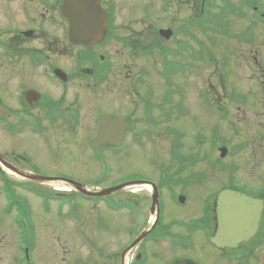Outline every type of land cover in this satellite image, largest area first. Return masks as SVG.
<instances>
[{"label":"flooded vegetation","instance_id":"obj_1","mask_svg":"<svg viewBox=\"0 0 264 264\" xmlns=\"http://www.w3.org/2000/svg\"><path fill=\"white\" fill-rule=\"evenodd\" d=\"M149 1L0 0L2 215L11 216L12 226L15 220L25 224V210L49 217L47 228L34 235L24 225L15 228L14 242L9 243L12 251L4 259L0 238V264H64L66 257L70 264H264V0L253 4L243 0L239 12L233 13L246 21L241 40L247 46L231 52L243 58L246 90L233 91L228 99L244 106L247 117L240 107H235L240 117L227 113L215 90L209 99L207 92L217 86L209 81L206 93L199 88L204 121L190 126L200 137L195 154L180 155L178 131L166 128L165 133L174 136V165L162 167L157 162L152 170L144 168L148 165L144 157L159 140L160 130L152 135L150 130L161 127L160 110L169 105L164 114L165 122L171 123L191 114L183 100L175 102L169 96L159 103L157 79L167 93L172 92L173 76L179 74L185 80L196 78L205 87L195 40L198 10L205 13L206 0L189 4L186 12L181 0H158L156 16L163 20L151 19ZM79 7L84 15L97 14L86 15L79 25ZM122 13L128 16L126 21L120 20ZM100 21L105 23L103 38L87 45L75 42L92 35ZM160 30L172 35L166 39ZM215 77L218 87L225 88ZM234 77L235 73L228 75L235 83L226 85L231 90L238 86ZM180 88L176 93L182 98L186 92ZM102 123L107 135L98 140ZM226 127H232L236 139L240 136L235 152L258 147L259 157L246 171L255 173L246 177L248 182L231 175L238 168L246 173L248 159L217 164L211 158L215 144V152L233 149L216 139L210 144L211 137L218 138ZM116 134L121 139L117 144ZM134 146L139 154L146 151L140 169L110 173L109 160L121 149L130 158ZM214 168L228 170L218 186ZM223 191L231 193L220 196ZM232 193L250 199L252 205L230 202L235 198ZM13 205L20 207L14 215ZM223 206L230 208L228 215L220 213ZM249 206L250 212L244 213ZM58 229H68L75 244L66 252L58 242L52 259L46 255L35 260L37 246H30V241L37 234L45 240L55 237Z\"/></svg>","mask_w":264,"mask_h":264},{"label":"rangeland","instance_id":"obj_2","mask_svg":"<svg viewBox=\"0 0 264 264\" xmlns=\"http://www.w3.org/2000/svg\"><path fill=\"white\" fill-rule=\"evenodd\" d=\"M197 1L198 0H181L182 12H186L188 5L195 4L197 3ZM208 1L211 2L209 11H213V10H210V8L213 6L214 0H208ZM242 1L243 0H227L225 1V4L226 6H229L230 4L234 5L237 8L235 10L238 11L239 5L242 3ZM246 1L248 4L254 3V0H246ZM218 2L220 4L224 3V2H221V0H218L215 3L218 4ZM126 4H123V5H126ZM149 4H151L149 14L151 15L152 20L165 19L164 16L159 17V18L158 16H156L157 10L160 8V3L158 0H151L149 1ZM124 11L128 13L127 9H125ZM217 11L219 13L215 14V16L219 17V15L223 14L224 19H228L230 22H232V30L234 31L230 30L229 33H225L223 31L222 33V34L229 35V36L232 35L231 38L228 36H220V37L211 36L210 33L214 32L213 30L214 25L211 24L209 21H199L197 25V30L200 28L199 32L201 33V37H200L199 42H198V39L196 40V42H197V50L200 53V56L202 55V63H203L202 69L204 73L205 87L201 84L198 85V83L195 81L196 78H194L193 80L192 77L189 76V77H185L187 78V80H185L184 77L182 76L180 77V74H179L177 76H173V81H172V86H171L173 88L172 92L167 93V92H163L165 89V87H163L161 83L163 81L161 80L160 82L158 79L156 81L158 85L157 96H158L159 103L161 104L163 102L162 98H168L169 96L171 98L173 97V100L175 102H182L183 100L185 103L189 104L191 108L190 117L188 115L187 116L184 115L183 117H178L176 121L173 120L172 123L165 122L168 119V116L165 115L164 112H166L167 114L169 112V105H166L164 109L160 110V116H161V122H162L160 125L161 127L156 128V129L153 127V129L150 130L151 135L156 130L158 131L160 130V135L158 136L159 140L156 143V145L150 146V147L148 146L150 149H155V150L151 152L148 149L147 155H146V151L144 152V154H139L140 150L138 148H135L134 146L133 148H131L132 150L131 157L128 158L126 157L127 150L121 149L120 153L116 154V156L115 155L113 156L114 157L113 161L109 160L108 167L111 170L110 173L114 174L115 171L123 172V173L124 171L126 172L134 171L135 172L139 170L142 164L141 159L143 158L144 155H146L144 158L147 160V163H148V165H145L144 168L146 169L148 168V170L155 169L153 165L157 162L162 167H172L174 165V162L172 161L173 157L171 154V150H172L171 142L174 136L172 135V139H171V137L168 136L164 131L166 128L168 130H173L175 128L178 131L177 135L180 136V146H181V148L178 150L180 155L185 156V155L195 154V150H196L195 145H194L195 140H199L200 137L197 136V133H195L194 135L191 133L190 126L191 125L195 126V124L201 125V123L204 121L203 114L201 112V104H199L198 96H199V88H200V93L203 94L207 92L206 89H208L209 81L211 84L217 83L216 84L217 86L216 87L214 86L213 90H210L209 92H207L210 96L209 99H212L213 97H215V96L213 97L211 96L215 90L217 93L220 94V98L222 100L221 103L224 105L227 113L234 114L236 113L235 107H240L242 111L246 112V117H247V109L245 108L243 110L244 106L236 105V104L234 105L233 104L234 102L232 103L228 99L229 96H232L233 91L243 94L244 91L246 90V87H245L246 82L244 81L245 71L243 67V64H244L243 58L237 57V54L235 53H231V52H239L238 50H240L241 48H246L247 46V45H243L242 40H239V39L244 38L243 37L244 31H242L241 29L244 26H246V21H243L242 23L241 20H238L237 16H231L230 12L223 5H219ZM189 15L190 13L188 12L187 14L183 15V18L186 19ZM127 19H128V16L125 15V13H122L120 16V20L126 21ZM168 22H170L169 19L166 21H163L162 23L157 22L156 24H165ZM183 22H185L184 19H183ZM254 34H257V33L255 32ZM189 46H193V43L190 42ZM239 63L241 65H239ZM185 73L190 75L188 71ZM193 73H195V67L193 69ZM234 73L236 74V77H234L236 79L235 82H237L238 86L234 87L233 90H231L230 87H226V85L230 86L234 83L232 82L231 78H228V75L233 76ZM215 76L220 77L221 82H223V84L225 85V88H223L222 90L218 87L219 81L216 82ZM176 87L177 88L183 87L184 91L186 92V95L183 96L182 98L179 97L178 94L176 93V91H179V90H177ZM214 94L216 95V93ZM226 96H227L228 101L225 100ZM232 105H234V108ZM236 114H237V117L242 116L240 115V112H237ZM208 119H209V115H208ZM250 124H251L250 120H247V126ZM199 134L201 135L203 134V132L199 131ZM218 134H219L218 138H217V135H215L214 137L213 136L211 137V140L216 139L215 141H219L221 143L227 142L229 143L228 146L233 149H231L230 152L226 153L227 155L225 158H223V160H220L219 154L217 153V151L215 152L213 150L216 146L215 144V146L211 147V155H212L211 158L214 160V162H217V164H219V162H222V164L224 163L227 164L229 163V161L236 163L237 161H240L241 159L242 160L248 159L249 162L246 164L247 168L244 167L245 172L248 170V166L254 165L253 161L259 157L257 154L258 147L251 148L250 146H247L246 149H244L243 151L235 152L236 150L239 151V148L235 145H236V140H238L240 136L238 137V139H236V133L232 130V127L230 129H227V127L221 128ZM210 144L214 145V142L211 141ZM151 164L152 166H150ZM201 164L203 163H200V165ZM217 169L218 168H214L215 171L213 173L214 178H215L214 184L216 186H218L221 183V182L218 183V181H221L222 179L224 180L225 178H227V173H228V170L220 171L221 168H219V170ZM235 170H237V172L235 174L233 172V174L231 175L236 176V179L237 178L240 179L241 177L246 182L250 181L249 179H246V177H248L249 175H253V176L255 175L253 170L248 171L246 173H244V171L241 170L240 168L235 169ZM2 203H3V200L2 198H0V226L1 228L2 227L4 228V230L3 228L0 230V238L2 239V242H4L2 244L3 247H5L4 251L1 254V258L4 259L5 253L6 254L11 253L12 251V247L9 246V243L14 242L13 235L15 234V226L14 227L12 226L11 216L5 217V215L4 216L2 215V207H3ZM27 203L30 205V209L33 211V208H34V206L32 205L33 202L30 201L29 197H27ZM24 215H25V222L30 228V231H33V235H34L35 230H39L41 228L43 229L47 228L45 224L47 223V220L49 219V217H48V214H46V212L41 213V215H37L35 213L33 214V212L28 213L25 210ZM51 221L53 222V219ZM65 225H67V223H65ZM54 234H55L54 236L56 237L55 240H53V238L55 237H49L48 239L45 240L44 238H42L41 236L37 234L38 237H36L37 236L36 235L35 238L33 239L34 242L30 241L29 243L30 246L31 245L37 246L35 250L36 253L34 254L35 260L44 258L46 255H48V257L51 258L50 254H53L54 250L56 251L58 242L60 243V247H63L66 250V252H67L68 246L71 247L72 245L75 244V240L71 238V234H69L68 229L66 231H61L58 229L57 231H55ZM61 251L62 250L60 249L59 255H60V258H63V254L61 253ZM64 262H65L64 264H70V260L67 257L65 258Z\"/></svg>","mask_w":264,"mask_h":264},{"label":"water","instance_id":"obj_3","mask_svg":"<svg viewBox=\"0 0 264 264\" xmlns=\"http://www.w3.org/2000/svg\"><path fill=\"white\" fill-rule=\"evenodd\" d=\"M102 130H103V131H102V134H104V129L102 128ZM224 153H225V152H224L223 150H221V157H224V155H225Z\"/></svg>","mask_w":264,"mask_h":264}]
</instances>
